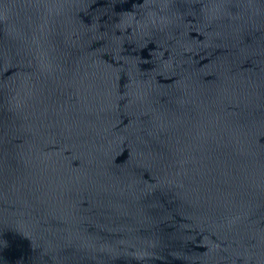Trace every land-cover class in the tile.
<instances>
[{
	"label": "water",
	"instance_id": "1",
	"mask_svg": "<svg viewBox=\"0 0 264 264\" xmlns=\"http://www.w3.org/2000/svg\"><path fill=\"white\" fill-rule=\"evenodd\" d=\"M0 264H264V0H0Z\"/></svg>",
	"mask_w": 264,
	"mask_h": 264
}]
</instances>
